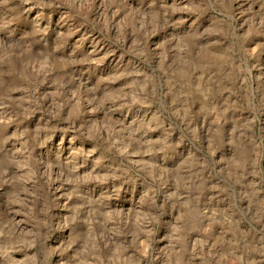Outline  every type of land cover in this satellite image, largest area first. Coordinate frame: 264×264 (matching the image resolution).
Here are the masks:
<instances>
[{
	"label": "rangeland",
	"instance_id": "obj_1",
	"mask_svg": "<svg viewBox=\"0 0 264 264\" xmlns=\"http://www.w3.org/2000/svg\"><path fill=\"white\" fill-rule=\"evenodd\" d=\"M0 264H264V0H0Z\"/></svg>",
	"mask_w": 264,
	"mask_h": 264
}]
</instances>
